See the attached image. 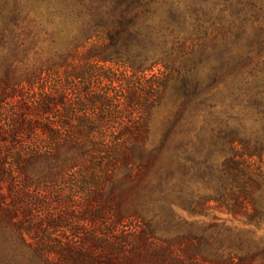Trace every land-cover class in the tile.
I'll list each match as a JSON object with an SVG mask.
<instances>
[{
	"label": "trees",
	"instance_id": "16d2710c",
	"mask_svg": "<svg viewBox=\"0 0 264 264\" xmlns=\"http://www.w3.org/2000/svg\"><path fill=\"white\" fill-rule=\"evenodd\" d=\"M33 1L38 11L35 18L29 16L32 11L24 13L19 6L6 14L0 9V71H19L16 87L0 94V104L13 99L17 105L11 115L13 125L0 124V150L31 137H47L54 147L32 159L58 158L67 146L88 150V156L113 166L129 165L136 159L158 158L154 150L145 157L148 115L173 84L185 101L192 103L193 97L198 108L207 105L210 114L221 93L219 86L228 79L233 90L242 96H259L264 103L263 0ZM212 14L223 22L221 27L212 23L209 29L192 33L193 16ZM248 18L253 19V37L246 31ZM41 31L51 38L50 49L47 53L35 50L31 58L28 39ZM23 89L30 91V102L24 101ZM261 113L264 117V109ZM109 118L110 127L106 126ZM230 142L234 154L225 159L216 178L232 202L230 213L253 215L255 199L248 189L258 186L264 149L237 144L238 139ZM5 155L0 152V158ZM2 162L1 177L6 173ZM208 169L214 175L213 165ZM235 182L239 192L234 190ZM11 199L0 188V213L19 228ZM90 212L82 219L94 220L97 215ZM134 216L124 220L118 214L116 222L121 227L130 223L136 227L117 231L120 236L109 242L102 237H80L79 241L68 236L50 235L43 241L32 237L26 242L36 257L31 264H162V246L139 216ZM64 217L68 220L71 214ZM39 222L53 228L57 225L48 218ZM172 264L177 263L172 260Z\"/></svg>",
	"mask_w": 264,
	"mask_h": 264
},
{
	"label": "rangeland",
	"instance_id": "374dc122",
	"mask_svg": "<svg viewBox=\"0 0 264 264\" xmlns=\"http://www.w3.org/2000/svg\"><path fill=\"white\" fill-rule=\"evenodd\" d=\"M16 6L24 13L32 11L28 13L32 18L38 13L33 0H0L4 14ZM219 21L214 14L206 18L193 16L192 33L209 29L212 23L221 27L223 22ZM252 21L247 19L246 31L253 37ZM2 27L0 23V31ZM27 46L33 58L35 50L49 51L51 38L41 31L39 36L28 39ZM18 73L0 71V94L16 87ZM6 75L8 78H3ZM219 87L221 93L210 114L207 105L198 108L199 102L193 97L192 103L187 102L177 85L171 86L148 115L145 157L154 150L159 153L156 160L136 159L129 165L113 166L88 156V150L76 151L67 146L61 148L58 158L32 159V155H43L54 147L47 137H31L30 141L12 143L10 148L4 146L0 152L7 155L0 160L6 173L0 176V188L15 202L20 227L13 226L7 215L0 213V264H31L36 257L26 242L32 237L41 241L50 235L77 241L80 237H102L109 242L120 236L117 231L136 227L134 223L121 227L116 222L120 213L124 220L139 216L163 248L162 264H172V260L177 264H264V164L257 177L258 186L248 189L255 199L257 211L253 215L230 213L228 206L232 202L216 178L225 159L234 154L231 138L238 139L237 144L264 149V103L259 96H242L233 90L230 79ZM22 93L24 101L30 102V91L23 89ZM11 100L0 104V124L5 128L13 125L11 115L17 109ZM111 124L109 118L106 126ZM220 132L222 136L209 140ZM194 144L197 148L192 149ZM211 165L214 175L208 169ZM232 185L236 192L240 191L237 182ZM87 211L97 217L92 221L82 219ZM66 213L71 214L68 220ZM46 218L57 225H41L39 221ZM73 228L79 232L74 234Z\"/></svg>",
	"mask_w": 264,
	"mask_h": 264
}]
</instances>
